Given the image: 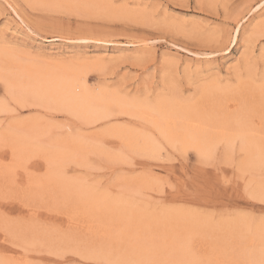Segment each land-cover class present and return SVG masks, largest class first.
<instances>
[{
  "label": "rangeland",
  "instance_id": "obj_1",
  "mask_svg": "<svg viewBox=\"0 0 264 264\" xmlns=\"http://www.w3.org/2000/svg\"><path fill=\"white\" fill-rule=\"evenodd\" d=\"M209 3L213 7H206ZM177 21L187 22L194 39H186L184 34L172 35ZM229 35L232 43H228ZM9 52L21 65L46 66L52 61L92 63L103 59L99 69H90L85 74L87 89L117 90L121 95L143 101L154 100L160 95L178 98L173 82L181 80L184 85L190 78L202 84L207 82L209 86L215 84L225 91H214L207 99L200 96V91L191 102L199 104L209 115L219 112L217 117L221 121H245L247 116H254L257 125L249 127L245 123L244 126L257 131V141L262 139L259 120L264 114V0H0V53ZM37 54L42 59H37ZM2 85L0 100L7 103L8 109L0 112L1 139L11 135L10 130H14L15 124L20 123L24 128L35 119L48 130L41 137L45 143L72 131L97 136L111 127L149 131L158 143H168L149 125L125 114L86 125L65 111L24 107L16 94ZM192 91L196 92V89ZM180 92H183V86ZM230 104L239 111L226 112ZM109 136L102 137V148H107L103 150L119 154L121 141ZM168 155V150L155 157L127 153L126 158L115 160L103 153L88 152L85 164L66 163L64 178L77 180L83 187L109 197L120 195L134 211L172 213L175 217L170 222L177 224H162L157 233L166 235L173 228L184 238L205 233L211 258L227 260L232 256V261L243 264L237 248L246 243L235 228L245 224L254 226L259 222L227 216L213 220L203 215L206 209L202 205L220 203L227 213L229 204L242 206L249 202L241 199L242 192L233 194L231 191L220 201L183 196L158 201L154 192L156 181L150 173L162 176L168 167ZM33 157V181L42 182L49 167L42 157ZM187 162L194 171L195 154H188ZM255 169L257 190L259 167ZM102 180L104 187L100 188ZM46 184H35L38 199L32 202L34 212L29 220L5 222L0 217V260L13 264L20 261L26 264H73L78 259L73 253L97 252V237L90 233L89 227L98 221L81 216L83 214L74 206L67 205L61 192L63 186L55 188ZM10 207L14 213L22 212L19 205ZM256 207L258 209L259 205ZM5 229L9 234L7 239L3 235ZM68 235L74 239L70 238L72 242L65 240L69 239ZM99 258L105 257L99 254Z\"/></svg>",
  "mask_w": 264,
  "mask_h": 264
},
{
  "label": "bare ground",
  "instance_id": "obj_2",
  "mask_svg": "<svg viewBox=\"0 0 264 264\" xmlns=\"http://www.w3.org/2000/svg\"><path fill=\"white\" fill-rule=\"evenodd\" d=\"M101 61L103 59L92 63L71 64L61 61V63H48L46 66H37L33 63L21 65L22 63L10 52L0 53V84L16 94L18 99L33 101L29 106L42 107L48 111L71 112L74 117L86 125L104 122L120 114L128 115L149 125L167 142L171 139L181 146L190 143L194 137L203 136L211 127L215 130L212 139L216 143L235 138L240 139L249 150L253 167H259L262 139L259 138L257 141L255 136L257 131L255 133L248 130L241 119L221 121L217 117L219 112L209 115V112L203 110L199 104L183 101L177 97L160 95L154 100L143 101V99L121 95L117 90L107 88L98 91L88 90L85 74L90 69L102 66ZM214 85H206L201 90L200 96L207 99L214 94V91L222 93L225 91ZM7 109V103L0 100V112ZM31 121L24 128H21L20 123L15 124L14 130H10L11 135L6 138L18 143L30 144L32 146L31 155L42 157L46 161L49 168L45 178L42 182L33 181L34 184L47 183L49 187L55 188L63 186L64 189H61V192L65 199L64 202L74 206L78 213L83 214L81 216L85 215L88 219L98 221L94 226L89 227L90 233L97 237L95 242L98 244L97 253L112 260L141 259L153 255L161 258L182 256L187 259L194 258L184 256L182 249L187 238L179 234L178 229L173 228L171 234L166 235L157 233V228L162 224L165 226L171 223L177 224V222H170L175 217L174 214H149L134 211L120 195L109 197L92 188L83 187L77 180L64 178L63 167L66 163L72 161L85 164L88 152L103 153L115 160H122L127 153L159 156V143L149 131L111 127L97 136L72 131L67 136L57 137L45 143L41 141V137L48 132L47 128H42V124L35 119ZM105 135L114 136L121 141L123 150L120 147L119 154L103 150H107V148H102V137ZM259 187L260 183L257 191ZM166 222L167 224H164ZM235 230L246 243L244 247L237 248L241 261H258L264 249V230L261 229L260 224L254 226L245 224L244 227L239 225ZM68 237L69 239L65 240H70L71 237L69 235ZM63 242L66 243V241ZM232 258L231 256L227 260L232 261ZM18 264H21V261ZM22 264L26 263L22 262Z\"/></svg>",
  "mask_w": 264,
  "mask_h": 264
},
{
  "label": "snow or ice",
  "instance_id": "obj_3",
  "mask_svg": "<svg viewBox=\"0 0 264 264\" xmlns=\"http://www.w3.org/2000/svg\"><path fill=\"white\" fill-rule=\"evenodd\" d=\"M206 7H213L207 4ZM187 22L177 21L172 30V35L184 34L186 39H194L190 34ZM229 35L228 43H232ZM227 45H225L226 47ZM37 59H42L38 54ZM61 63V61H52ZM75 64L76 62H69ZM206 83H199L190 78V82L184 85V81L173 82L178 98L192 101L196 95L206 86ZM183 86V92L180 87ZM195 88L196 92L192 89ZM24 107H28L33 101H19ZM11 110V109H9ZM226 112H238L239 109L233 105H228ZM68 115H72L71 112ZM249 127L257 125L256 118L249 115L244 121ZM102 126V125H101ZM261 129L262 144L259 163L260 187L255 188L256 169L251 163L248 148L239 139L236 141L226 140L216 143L213 139L214 129L209 127L203 136L194 137L190 143L181 146L179 143L169 139L168 143L159 142L161 154L168 150L169 155L166 160L167 170L163 175L150 173L154 176L157 187L154 192L156 199L166 202L170 197H193L195 199L209 201L215 199L220 201L227 198L228 192L233 194L242 192L241 199L249 203L242 206L229 204L230 211L225 213L223 205L217 203H206L202 205L206 211L203 215L216 220L227 217H239L259 222L264 230V114L259 120ZM172 145L173 147H170ZM32 146L26 143H18L7 138L0 139V217L5 222H24L31 218L34 212L33 200L38 199L36 185L33 183L34 176L31 162L34 158L31 155ZM195 154L197 165L193 171L187 162L188 154ZM126 158V157H125ZM50 163V162H49ZM95 179V178H93ZM207 181V183H206ZM104 187L103 180L99 184ZM19 205L22 212L14 213L10 206ZM257 205L259 208L257 209ZM215 208V211L212 209ZM5 239L9 234L4 230ZM208 237L205 233L189 235L186 239L182 252L187 258H161L153 255L149 258L141 259H117L99 258L95 251L89 253H73L78 256L73 264H241L238 261L216 260L210 256V245L206 242ZM0 264H13L11 261L0 260ZM22 264V262H21ZM243 264H264V249L261 257L257 260L245 261Z\"/></svg>",
  "mask_w": 264,
  "mask_h": 264
}]
</instances>
